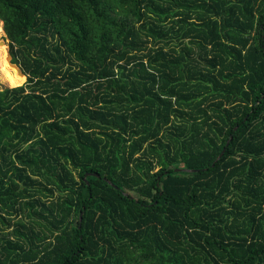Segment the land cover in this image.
Instances as JSON below:
<instances>
[{"label":"trees","instance_id":"16d2710c","mask_svg":"<svg viewBox=\"0 0 264 264\" xmlns=\"http://www.w3.org/2000/svg\"><path fill=\"white\" fill-rule=\"evenodd\" d=\"M0 21L26 75L0 90V264H264V0Z\"/></svg>","mask_w":264,"mask_h":264},{"label":"rangeland","instance_id":"374dc122","mask_svg":"<svg viewBox=\"0 0 264 264\" xmlns=\"http://www.w3.org/2000/svg\"><path fill=\"white\" fill-rule=\"evenodd\" d=\"M1 25L2 22L0 21V42H4L5 44H0V84H3L5 87H14V85L18 86L23 84L26 78L17 73V71L8 64V60L6 59V52L9 50L8 41L5 38Z\"/></svg>","mask_w":264,"mask_h":264},{"label":"water","instance_id":"95a60500","mask_svg":"<svg viewBox=\"0 0 264 264\" xmlns=\"http://www.w3.org/2000/svg\"><path fill=\"white\" fill-rule=\"evenodd\" d=\"M0 43H2V44H5L4 42H0ZM6 59L8 60V64L11 66H14L15 67V69H16V71L18 72V73H20V74H22L25 78H26V75L24 74V72L22 71V69L20 68V66L18 65V64H16V63H14V62H12V56H11V54L9 53V51H7L6 52ZM1 85V89L0 90H4L5 89V86L3 85V84H0ZM228 145V142L226 143V146ZM224 150L225 149H223L222 151H221V153L219 154V156L216 158V160H219L220 158H221V156L223 155V153H224ZM175 170H185V171H195L196 169H190V168H176ZM87 174H95V175H99V174H96V173H87ZM108 183H109V185H111L112 187H114V188H116L117 189V187H115L114 185H113V183L110 181V180H108V179H105ZM125 195V194H124ZM82 220V215H81V217H80V221Z\"/></svg>","mask_w":264,"mask_h":264},{"label":"bare ground","instance_id":"6f19581e","mask_svg":"<svg viewBox=\"0 0 264 264\" xmlns=\"http://www.w3.org/2000/svg\"><path fill=\"white\" fill-rule=\"evenodd\" d=\"M0 44H2V43H0ZM11 67H13V68L15 69V67H14V66H12V65H11ZM15 70H16V69H15ZM17 73H18V72H17ZM19 74H20V73H19ZM21 75H22V74H21Z\"/></svg>","mask_w":264,"mask_h":264}]
</instances>
